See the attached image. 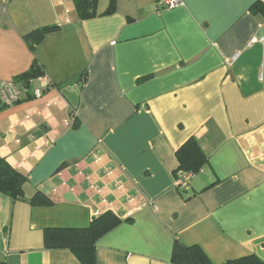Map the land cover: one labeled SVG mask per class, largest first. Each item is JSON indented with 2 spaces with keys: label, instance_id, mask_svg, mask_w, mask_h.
<instances>
[{
  "label": "crops",
  "instance_id": "obj_1",
  "mask_svg": "<svg viewBox=\"0 0 264 264\" xmlns=\"http://www.w3.org/2000/svg\"><path fill=\"white\" fill-rule=\"evenodd\" d=\"M162 1L116 0L83 21L72 0L0 3V82L34 59L43 72L41 98L0 108V158L25 199L53 202L0 194V264H81L42 233L105 212L122 223L94 264H171L176 240L212 264L264 263V17L251 11L264 0ZM47 26L59 29L31 52L23 36ZM191 137L208 162L182 194L175 152Z\"/></svg>",
  "mask_w": 264,
  "mask_h": 264
},
{
  "label": "trees",
  "instance_id": "obj_2",
  "mask_svg": "<svg viewBox=\"0 0 264 264\" xmlns=\"http://www.w3.org/2000/svg\"><path fill=\"white\" fill-rule=\"evenodd\" d=\"M78 20H89L98 16L109 15L115 9L116 0H109L108 6L103 13H98V0H72ZM255 3L251 7L254 14L264 17V7ZM59 29L58 26H47L36 29L23 36V40L34 52L36 47L49 33ZM43 74L41 66L34 59L31 68L17 77V81L23 84L27 93L31 91V82ZM85 78V75H83ZM26 93V94H27ZM78 124L74 123V128ZM177 168L173 175L178 182L177 188L180 193L189 189L192 179L204 168L208 162L207 155L203 152L194 137L186 140L175 152ZM191 175L185 187H181L182 177ZM26 178L12 169L0 158V194L7 196L12 201H26L30 206H51L53 202L44 194L36 192L30 199L24 198V185ZM181 187V188H180ZM181 190V191H180ZM190 198V197H189ZM188 199V197H187ZM122 223L112 212H105L90 220L86 228H48L42 233V247L49 251L66 250L71 252L81 264H94V256L97 241L114 230ZM171 264H212L206 255L195 246H185L175 241L171 251ZM223 264H264L256 256L250 255L236 260H230Z\"/></svg>",
  "mask_w": 264,
  "mask_h": 264
},
{
  "label": "built area",
  "instance_id": "obj_3",
  "mask_svg": "<svg viewBox=\"0 0 264 264\" xmlns=\"http://www.w3.org/2000/svg\"><path fill=\"white\" fill-rule=\"evenodd\" d=\"M10 1L11 0H0V3L6 5ZM181 4V0H163L160 5L162 10H169ZM262 41H264V39ZM254 42L256 41L254 40ZM30 84L32 85L31 89L33 97L41 98L43 95L41 87H38L36 85L35 80L32 81ZM26 93V88H24L23 84H21L17 80L0 82V108H7L17 104L21 100V96ZM190 178L191 175L183 176L181 179L182 184L180 183V185H182L181 187H185L186 183H188ZM176 183L178 184L177 181Z\"/></svg>",
  "mask_w": 264,
  "mask_h": 264
}]
</instances>
